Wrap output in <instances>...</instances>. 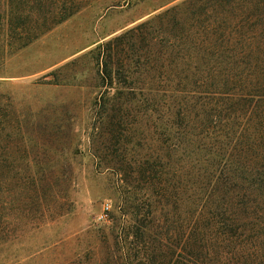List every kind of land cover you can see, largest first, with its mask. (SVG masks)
<instances>
[{
  "label": "rangeland",
  "instance_id": "obj_1",
  "mask_svg": "<svg viewBox=\"0 0 264 264\" xmlns=\"http://www.w3.org/2000/svg\"><path fill=\"white\" fill-rule=\"evenodd\" d=\"M186 1L50 0L41 14L48 25L38 27L36 38L18 35L13 47L0 42V100L6 106L0 125V264H123L128 244L116 238L133 205L148 236L173 235L177 216L188 208L187 156L162 152L158 137L165 118L123 98L118 100L127 114L111 116L118 85L101 86L92 51L151 19L148 32L156 40L166 36L160 26L166 19L159 22L158 16L171 8L183 14ZM58 14L69 16L54 25ZM165 49L152 42L146 54L168 66ZM128 53L120 54L126 66ZM127 75L136 88L149 81L131 65ZM101 96L108 100L103 110L96 105ZM8 140L15 144L10 174L3 167ZM161 162L167 163V201L158 179L148 178V166L155 170ZM127 184L135 187V200ZM106 203L110 210L101 221Z\"/></svg>",
  "mask_w": 264,
  "mask_h": 264
},
{
  "label": "trees",
  "instance_id": "obj_2",
  "mask_svg": "<svg viewBox=\"0 0 264 264\" xmlns=\"http://www.w3.org/2000/svg\"><path fill=\"white\" fill-rule=\"evenodd\" d=\"M2 1L0 42L8 47L18 35L34 39L38 27H47L41 14L50 0H4L5 12ZM184 5L183 14L171 8L158 16L159 22L166 19L160 25L166 36L156 40L148 32L151 19L92 51L101 86L118 85L111 116L127 114L119 104L123 98L145 114L165 118L158 137L162 152L188 159V208L177 216L173 235L148 236L139 207L130 206L128 226L118 227L116 238L128 244L123 264L140 253L145 257L138 264H264V0H187ZM32 15L38 17L34 22ZM67 16L58 14L54 25ZM152 42L166 48L168 66L146 54ZM124 49L127 66L120 59ZM129 65L147 74L143 88L127 81ZM106 101L101 96L96 105L103 110ZM4 107L0 100V125ZM14 147L8 140L3 166L8 174ZM166 165L147 170L167 201ZM126 186L132 197L135 187Z\"/></svg>",
  "mask_w": 264,
  "mask_h": 264
},
{
  "label": "built area",
  "instance_id": "obj_3",
  "mask_svg": "<svg viewBox=\"0 0 264 264\" xmlns=\"http://www.w3.org/2000/svg\"><path fill=\"white\" fill-rule=\"evenodd\" d=\"M110 210V205L109 204H104V206L102 207V212L99 215V220L104 221L107 219V214Z\"/></svg>",
  "mask_w": 264,
  "mask_h": 264
}]
</instances>
